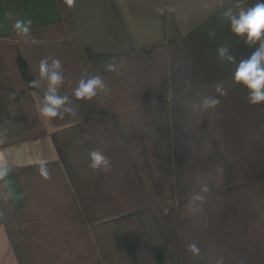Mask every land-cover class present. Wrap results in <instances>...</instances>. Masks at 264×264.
Instances as JSON below:
<instances>
[{
  "label": "rangeland",
  "instance_id": "rangeland-1",
  "mask_svg": "<svg viewBox=\"0 0 264 264\" xmlns=\"http://www.w3.org/2000/svg\"><path fill=\"white\" fill-rule=\"evenodd\" d=\"M157 1L152 0L154 5ZM160 1L175 33L182 34L173 40L178 44L184 39L191 62L182 55L173 64L170 40L161 44L164 50L155 46L130 62L113 58L123 66L117 72L105 71L104 66L91 61L75 35L72 44L61 40L69 31L74 34L69 18L67 26L61 20L55 29L31 30L36 44L25 43L17 35L0 39V130L4 134L29 138L43 132L28 90L29 75L17 69L16 59L22 50L35 67L48 56L62 61L65 81L60 94L70 96L76 112L75 116L66 113L63 119H53L62 160L47 166L51 178L43 179L38 167L19 170L34 206L28 208L35 210L34 220H39L40 196L47 194L53 204H61L66 197L65 206H55L57 213L67 209L79 230L83 229L80 199L96 214L128 216L111 230H101V243L94 248L93 236L84 234L90 253H84L81 258L85 263L79 264H215L220 258L223 264H264V229L255 230L258 223L264 224V216L260 220L257 217L264 213V182H240L214 120L209 113L192 109L191 104L198 103L201 96L202 78L183 33L189 30L192 34L199 24L215 18V36L232 39L234 51L248 56L256 46L246 47L230 32L227 22L225 28H218L224 23L219 17L220 0ZM255 2L245 0L246 6ZM228 6L224 0V7ZM169 7L173 10L167 11ZM108 8L107 4L102 8L105 17ZM121 9L126 12L125 6ZM195 69L198 80L194 79ZM85 70L89 75L99 74L109 94L100 93L89 102L76 101L73 92ZM35 73L31 72L33 78ZM118 106L114 114H100L102 109ZM94 149L109 158V171L94 172L89 167V152ZM205 180L211 191L196 212L189 205V197L199 192ZM12 219L11 230L16 231L33 264H56L58 254L47 257L53 248H46L42 254L40 243H22L23 228L19 230ZM122 236L128 240L122 241ZM191 242L198 244L200 255L187 251ZM63 261L72 263L69 256Z\"/></svg>",
  "mask_w": 264,
  "mask_h": 264
},
{
  "label": "crops",
  "instance_id": "crops-1",
  "mask_svg": "<svg viewBox=\"0 0 264 264\" xmlns=\"http://www.w3.org/2000/svg\"><path fill=\"white\" fill-rule=\"evenodd\" d=\"M162 3L160 0L155 5L152 0H76L75 7L68 8L65 2L62 6L60 0H0V39L16 36L13 24L17 19L30 18L33 21L31 30L52 27L55 29L56 23L60 24L59 21L63 20L65 26L69 22L68 25L74 34L69 31L66 36L64 33L61 40L72 44V36L75 35L91 61L100 64L110 55L147 52L181 36L182 34L175 33L171 26L173 22L167 14L157 11L158 7L163 6ZM105 4L109 5L107 17L101 13ZM122 5L125 6L126 12L121 9ZM67 18L69 20L66 23ZM215 20L209 18L199 24L195 32L191 34L187 30L183 36L187 39L201 74V95H216L214 85L218 82H223L228 89V95L221 98L222 103L216 109L220 113L219 118L212 119L221 133L240 182L245 185L264 182V103L249 105L246 101L247 90L232 82L235 65H226L218 59L216 49L224 43L230 45L238 61L247 55L234 51L236 49L232 39L218 35L209 36L210 31L217 30ZM219 26L225 28L226 21L218 25V28ZM21 55L30 64L29 72L36 74L38 67L32 65L29 55L24 50ZM17 69L23 74L18 64ZM1 71L6 73L5 69ZM28 90L43 132L34 137L19 138L17 133L8 137L0 130V161L6 162L11 168L6 178L9 181L8 186L0 187V264H26L10 224L12 214L25 204V192L19 170L38 166L41 160H46L48 167L62 160L55 139L56 127L53 120L48 123L38 114L43 91L29 87ZM263 216L264 213L257 214L259 220ZM263 229L262 222L256 225V232Z\"/></svg>",
  "mask_w": 264,
  "mask_h": 264
},
{
  "label": "clouds",
  "instance_id": "clouds-1",
  "mask_svg": "<svg viewBox=\"0 0 264 264\" xmlns=\"http://www.w3.org/2000/svg\"><path fill=\"white\" fill-rule=\"evenodd\" d=\"M68 8L75 7L76 0H64ZM230 6L224 7V0H220L219 17L222 21L229 24L230 32L243 40L246 47L254 50L246 57L237 60V55L231 50L227 43L221 44L216 49L218 59L226 65H235L232 82L240 85L247 90L246 101L251 106H256L264 103V0H256L254 4L247 5L245 0H228ZM168 8L167 11H172ZM158 12L163 13V7L157 8ZM33 21L17 19L13 24V29L17 36L21 37L25 43L36 44L38 41L31 36V26ZM215 31H210L209 36L214 37ZM258 45V46H257ZM112 60L105 64V71L117 72L119 67ZM65 81L64 69L62 61L59 58L48 56L39 61L38 74L36 77L28 81V87L32 89H42L43 96L39 100L38 114L48 123L55 118L63 119L64 115H76L73 109L72 99L68 94H60V88ZM44 82V85H42ZM110 89L104 79L99 74L89 75L87 71L82 74L78 81L73 95L78 102L92 101L98 94H109ZM216 95L204 94L200 96L198 103L191 104L194 111L201 113H210V118H219L220 113L216 109L221 105L222 97L228 95V89L223 82H218L214 85ZM33 95H38L33 93ZM77 107L80 106L78 103ZM82 143V140L77 141ZM89 167L94 172H107L111 169V161L99 149H94L89 152ZM47 161L41 160L38 165L40 176L48 180L51 178V172L47 167ZM10 166L3 161H0V187H7L9 181L6 179L10 174ZM223 171V169H219ZM211 189L208 182L205 180L200 185V190L197 193L190 194L189 205L199 212L203 204L206 202V194L210 193ZM11 194V190H9ZM2 215V213H0ZM187 251L193 256L200 255V248L197 243L191 242L187 245ZM215 264H223V259H217Z\"/></svg>",
  "mask_w": 264,
  "mask_h": 264
},
{
  "label": "trees",
  "instance_id": "trees-1",
  "mask_svg": "<svg viewBox=\"0 0 264 264\" xmlns=\"http://www.w3.org/2000/svg\"><path fill=\"white\" fill-rule=\"evenodd\" d=\"M60 1L64 4L62 0ZM179 44H183V45L180 47L178 46ZM169 45H170L169 54H170L171 61L173 62V64L176 62V58L182 55L187 56L188 61L191 62L192 58L190 57V51L186 47L184 39L183 40L181 39L180 43L178 44L176 43L175 40H171ZM158 47H160L161 49L163 48V50L165 48L164 45H158ZM142 53L146 54L148 52H142ZM136 55L140 56L139 53H133V54H123V55H110L109 58L111 60L113 58H117L118 60L120 59V61L126 60L130 62V60L134 58V56ZM16 60H17V64L22 68L23 74L27 73L29 75L28 77L29 81L34 79L32 74L29 72L30 64L28 60L21 54L17 57ZM107 63L108 62H101L98 65L105 66V64ZM194 74H195L194 79L198 80L199 77L197 75L196 69H195ZM186 89L183 91H186ZM119 108H120L119 106L114 107L112 109H110V107L105 108L100 111V114L102 116L114 114L116 112L115 110H119ZM35 167H38V166L28 167V169L35 168ZM233 168L235 169L234 164H233ZM22 186L25 192V204L19 211H16L12 214L11 219L14 218V220L17 222L16 225L18 226L19 230L23 228L20 234L23 239L22 243H25L28 241L40 243L39 245H42L41 247L42 254H44V251H47L46 248L48 249V251L49 249L53 248L52 252H49V253L47 252V257L48 256L50 257L52 255L56 256L58 254L56 264H68L67 262L63 261L64 256H69L71 258L72 260L71 264H79L82 262L85 263V259H82L81 257H83L84 253L86 252L90 253V251L88 250V248L86 249V246H85L86 238L83 235L86 234V236L88 237L89 235L93 236L94 241L91 243H92V248H94V246H97L98 243L99 244L101 243L100 242L101 241V230L102 231L105 229L108 230V228L109 230H111L113 226H116V224L119 223V221L128 217V216H117L116 213H110V214H104V215L102 213H101L102 215L96 214L95 212L88 210L85 207V202L82 201L80 198H78L80 199L78 200V202L80 203L82 212H83V215L81 216L82 221L80 222V224H82L83 229L79 230L76 227V222L73 221V219H71L72 217H70L71 215L69 214V211L67 209H64V211L62 212L60 211L59 213H57L58 208H56L55 206L56 205L65 206L67 204L68 199L66 197H63V201L61 202V204H58V203L53 204V200L50 197H48L47 194L44 193V196L42 195L40 196L41 199L39 198L42 204L41 205L42 212L40 215L41 219L34 220V216H36L37 214L35 210L33 209L34 206L30 204V200L26 194L24 185ZM73 188L76 191V188L75 187ZM62 192H65L64 188ZM76 194H78L77 191H76ZM61 195H63V193ZM31 206L33 208H28ZM30 209H31V213H30ZM60 217H62V219L66 218L64 219L65 221L63 220L60 221L59 220ZM11 219L10 221L13 222V219L12 220ZM111 226L112 228H110ZM115 232L117 233L116 230ZM12 234H13V237L17 245L19 246L23 254L25 263L33 264L32 256L30 255V253L24 250V247H22V244L20 243L19 238L16 235L17 234L16 231H12ZM118 235H119V232H118ZM121 238H122V241L124 242L125 240L126 241L128 240L126 236H122ZM43 244L45 246H43ZM44 258H43V261H45Z\"/></svg>",
  "mask_w": 264,
  "mask_h": 264
}]
</instances>
